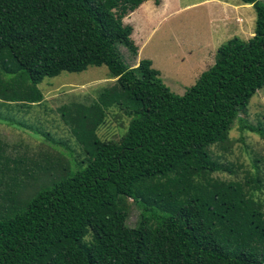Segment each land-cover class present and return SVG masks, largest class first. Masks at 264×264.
I'll list each match as a JSON object with an SVG mask.
<instances>
[{
	"label": "trees",
	"instance_id": "obj_1",
	"mask_svg": "<svg viewBox=\"0 0 264 264\" xmlns=\"http://www.w3.org/2000/svg\"><path fill=\"white\" fill-rule=\"evenodd\" d=\"M143 1L0 0V53L31 82L28 105L41 103L38 84L64 71L106 65L116 78L90 105L58 108L87 156L70 173L16 187L18 207L0 213V264H264V210L250 211V198L219 186L178 200L164 183L192 168L228 169L208 152L228 142L237 118L264 136L240 116L264 87V0H239L256 11L254 35L220 45L183 94L151 59L133 67L121 53L138 54L123 18ZM111 109L129 123L121 137L103 139ZM130 202L140 210L135 225Z\"/></svg>",
	"mask_w": 264,
	"mask_h": 264
},
{
	"label": "rangeland",
	"instance_id": "obj_2",
	"mask_svg": "<svg viewBox=\"0 0 264 264\" xmlns=\"http://www.w3.org/2000/svg\"><path fill=\"white\" fill-rule=\"evenodd\" d=\"M145 1L142 9L145 16L135 9L123 18L125 24L135 27L136 35L139 33L134 39L139 46L138 54L132 55L124 46L120 47L121 53L128 65L133 67L142 59H151L153 66L160 70L165 84L173 92L183 94L209 67L207 63L214 64L217 48L230 36L224 34L209 41L205 39L206 35L200 34V39L190 40L193 32L182 24L187 15H194L200 27L213 20L210 4L200 3L204 0H164L163 4L162 0L160 4H156L155 0ZM176 6L183 9L170 17L167 11ZM245 14L247 27L243 33L236 35L248 39L255 30L256 22L252 4ZM115 81L106 65H91L81 72L64 71L58 76L46 77L38 84L43 95L41 103L28 105L31 103L27 100L30 99L31 82L15 68L10 55L0 53V213L5 206L18 207V203L10 200L19 184H33L36 178L42 177V180L54 173H70L76 169L77 162L86 158L85 147L88 145L73 137L58 108L73 103L90 105L105 87ZM240 116L245 123L264 130V87L252 97ZM128 123L129 119L121 112L111 109L98 134L103 139L119 138L125 133ZM241 125L240 118L235 119L228 142L214 145L208 152L209 159L226 165L228 169L196 174L195 168H192L193 173L184 174L171 183L164 180L166 186L174 189L173 199L179 200L183 196L181 194L188 192L207 194L211 189L223 186L237 191L243 201L250 198V211L264 210V136L248 128L242 129ZM257 177H260L261 183H258ZM158 187L163 188L160 183ZM139 212V208L130 202V225L137 223Z\"/></svg>",
	"mask_w": 264,
	"mask_h": 264
},
{
	"label": "crops",
	"instance_id": "obj_3",
	"mask_svg": "<svg viewBox=\"0 0 264 264\" xmlns=\"http://www.w3.org/2000/svg\"><path fill=\"white\" fill-rule=\"evenodd\" d=\"M162 4L164 0H162ZM239 1V0H238ZM146 2V1H145ZM142 3L135 11H141V14L145 16V12L142 9L145 7L146 3ZM200 3L203 5L210 4V9L213 11L212 19L206 25L205 23L202 24L203 27L198 26L196 23V18L194 15H187L186 19L182 22L185 28H189L190 32L193 34L190 36V40L200 39L198 36L200 34L206 35V40L212 41L215 39L220 38V36L227 34L230 38L237 36V33H243L247 27V20H246V9L251 8V4H244L239 2H209V0H204ZM194 5V4H193ZM188 5V6H193ZM186 6L185 8H187ZM183 7L176 6L175 8L167 11V14L171 17L174 13L176 15L179 11H181ZM206 26V27H205ZM134 27V26H133ZM255 31V30H254ZM197 35V36H195ZM254 35V32L251 36ZM139 36V33L136 35V30L134 27V31L132 34L133 39ZM135 41V40H134ZM137 43V42H135ZM138 46V45H137ZM139 48V46H138ZM139 51V50H138ZM194 54V53H193ZM192 54V56H193ZM153 62V61H152ZM208 66H211V63H207ZM154 65V63H153ZM208 67V68H209Z\"/></svg>",
	"mask_w": 264,
	"mask_h": 264
}]
</instances>
